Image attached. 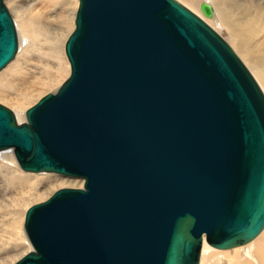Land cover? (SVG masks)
Listing matches in <instances>:
<instances>
[{
    "label": "water",
    "instance_id": "water-1",
    "mask_svg": "<svg viewBox=\"0 0 264 264\" xmlns=\"http://www.w3.org/2000/svg\"><path fill=\"white\" fill-rule=\"evenodd\" d=\"M16 49L0 0V69ZM63 50L25 122L0 104V149L84 183L25 210L14 264H197L261 231L264 95L214 29L177 0H78Z\"/></svg>",
    "mask_w": 264,
    "mask_h": 264
},
{
    "label": "bare ground",
    "instance_id": "bare-ground-1",
    "mask_svg": "<svg viewBox=\"0 0 264 264\" xmlns=\"http://www.w3.org/2000/svg\"><path fill=\"white\" fill-rule=\"evenodd\" d=\"M181 1L184 4H187L189 8H191L197 15L189 9L193 14L200 17L207 25L214 29L226 41L230 48L238 53L239 57L245 64L243 62L242 63L246 65L248 71L252 74V76L255 77L254 79L257 80L255 81L264 95V52L259 51L256 55V49H253L249 44V39L252 37V35L259 31L262 27L261 19L259 18L260 20H258V18L255 16L256 13L254 14V12L257 10L254 6L259 7L258 9L262 8L264 11V0ZM2 2L4 4V0H2ZM8 2L13 7L15 25L18 31V37L16 33L17 49L12 59L0 69V72L3 71L11 62H13L17 56L20 65L17 66L16 69H13V72L18 69L14 75L17 74L18 76V74L21 75L20 73L23 72L25 78L22 81H15L16 83L14 82V84L11 86L13 92L18 93L21 99L10 97L11 94L10 96L9 94L3 96L1 99L11 102L10 106L13 107L14 112H12L10 109L9 110L11 111L16 123H20L26 121L24 113L27 109V105L23 103V100L26 101L29 98H34L39 90L44 92L45 90L43 91V89H49L51 92L56 89L53 91V93H49L54 94L68 75L69 63H67L68 61H66L64 58L63 46L67 36L71 31L78 2L77 0H39V5H43L41 7L38 6L39 8L34 12L24 9L20 5L19 0H8ZM201 3H207L210 5L211 9L213 10L210 17H205L200 13L199 6ZM246 4L254 7V12L252 11L253 9L250 8L252 11V15L250 16H255V18H251L252 20L245 18V9L249 10V7L245 8ZM33 7L35 8V6ZM258 11L261 12L260 10ZM258 11L257 13H259ZM247 14H249V12ZM260 16H264V14H261ZM243 18L246 20L243 21ZM32 50L36 56H34L35 58L33 57L35 62L33 61V65L27 68L26 64L28 62L26 58L29 56H26ZM10 75L13 76L11 73ZM6 76L7 75H5L3 78H0L1 87L9 86V80ZM10 102L7 103L10 104ZM10 151H13L11 146L0 149V178H4V184L0 191V264H14L10 261L16 259L17 257L21 258L22 256L20 255L22 252L26 253L32 249L26 235H24L25 232L23 233L24 229L22 230L25 207L26 205L30 204L27 203V199L28 197L30 198V196L32 197V195L41 196L42 193H45L44 190H46L48 187L44 185L40 189H33L30 185H28L33 183V178L17 173V161L15 157H13L14 154L12 155ZM18 167L25 173L56 174L64 178L67 177L69 179H73L72 182H78L77 184H80V186L83 185L82 183H84V178L81 176L63 175L49 171H25L21 169L19 165ZM53 181L56 186H54L55 188H58L61 185V181L51 180L50 182ZM55 188H52L49 190V192L43 194V196H50V194L53 193L52 190ZM35 198L38 200V197ZM45 198L46 197H44V199ZM39 199L43 200L42 198ZM263 230L264 226L261 231L249 241L227 249L214 248L202 240L197 264H217V262H220L219 264H225L224 261H227V264H264ZM257 237L258 239L254 241ZM252 241H254L252 243L253 245L246 247L244 250V255L241 256V253L239 252L240 250L237 248L243 247ZM233 249L236 251L227 252V250ZM216 250H218V252ZM219 251L221 252L219 253ZM222 251H225L226 253H223ZM223 259L225 260L222 261Z\"/></svg>",
    "mask_w": 264,
    "mask_h": 264
},
{
    "label": "rangeland",
    "instance_id": "rangeland-1",
    "mask_svg": "<svg viewBox=\"0 0 264 264\" xmlns=\"http://www.w3.org/2000/svg\"><path fill=\"white\" fill-rule=\"evenodd\" d=\"M28 1V2H27ZM34 3H33V2ZM178 2H180L182 5H184L185 7H187L188 9H190L192 12H194L191 8H189V6L187 5V4H184L181 0H177ZM19 2H20V5L24 8V9H28V10H31L32 12H34V11H36V9H38L39 7H41L39 4H40V2H39V0H19ZM30 2V3H29ZM35 2H37V3H35ZM77 2H78V0H77ZM28 3V4H27ZM4 4H5V6H6V8L8 9V11H9V13H10V15H11V17H12V19H13V25H15V17H14V11H13V7H12V5L11 4H9V2H8V0H4ZM35 4V5H34ZM78 5V4H77ZM247 5V4H246ZM245 5V8L247 7H249V10L248 9H245V18L246 19H250V20H252L253 19V17L255 18V16L258 18V20H260L261 19V25H262V27H261V29L259 30V31H257V32H255L253 35H252V39L250 38L249 39V44L251 45V47L253 48V49H256L255 50V54L257 55V52H264V16H260L261 14H264V13H262V12H264L263 11V9L261 8V9H258L259 7H256V6H254L255 7V9H257L256 11L254 10V7H251L249 4V6L247 5L246 6ZM27 6H28V8H27ZM33 6H35V8L33 7ZM37 6V7H36ZM39 6V7H38ZM30 8H32V9H30ZM253 9L252 11L254 12V14H255V16H250V15H252L251 13H252V11H251V9ZM12 9V10H11ZM258 10H260L261 12H259ZM213 11V10H212ZM257 11L259 12V13H261V14H259V13H257ZM75 12H76V10H75ZM249 12V14H247ZM195 13V12H194ZM196 14V13H195ZM197 15V14H196ZM252 18V19H251ZM260 18V19H259ZM246 19H242L243 21L244 20H246ZM73 26H74V19H73V23H72V28H71V30L73 29ZM15 29H16V33H17V37H18V31H17V28H16V25H15V27H14ZM71 32V31H70ZM254 39V40H253ZM253 40V41H252ZM257 43V44H256ZM64 47V46H63ZM234 51V50H233ZM235 53H236V51H234ZM63 53H64V50H63ZM236 55L239 57V55H238V53H236ZM29 56V57H28ZM35 56V53H34V51L32 50L29 54H27V56L26 57H28V58H26L27 59V62L28 63H31V64H26L27 65V68L29 67V66H32L33 65V61L35 62V60H34V58L36 57H34ZM31 57V58H30ZM34 57V58H33ZM64 58H65V60L67 61V59H66V57H65V54H64ZM240 58V57H239ZM33 59V60H32ZM241 59V58H240ZM30 61V62H29ZM241 61L243 62V60L241 59ZM68 63V62H67ZM244 63V62H243ZM13 64V65H12ZM245 64V63H244ZM16 65V66H15ZM20 65V62H19V59H18V57L16 56L15 57V59L13 60V62H11L3 71H1L0 72V78H3L5 75H7L6 77H8V83H9V86L8 87H4V86H0V104L1 105H3V106H5V107H7L8 109H10L12 112H14L13 111V107L12 106H10L11 105V102L10 101H7V100H3V99H1L3 96H5V95H8L9 94V96H10V94H11V96L10 97H15V98H17V99H21L20 98V95L18 94V93H15V92H13V90H12V85L14 84V82L16 81V82H18L19 80L20 81H22V80H24V78H25V75H24V73L22 72V73H20L21 75H19L18 74V76H19V78H18V76H17V74H15L14 75V73H16L17 71H18V69L16 70V71H14L13 72V69H16L17 68V66H19ZM13 68H12V67ZM246 66V65H245ZM68 69H69V64H68ZM248 69V68H247ZM4 73H5V75H4ZM10 73L11 74H13V76L14 77H16V78H14L13 76H11L10 75ZM68 74H69V70H68ZM22 76V77H21ZM68 76V75H67ZM254 77V76H253ZM67 78V77H66ZM65 78V79H66ZM255 78V77H254ZM256 80V79H255ZM257 81V80H256ZM15 82V83H16ZM11 84V85H10ZM7 88V89H4V88ZM10 90H11V93H10ZM45 90V91H44ZM56 90V89H55ZM55 90H53V91H55ZM43 91L44 92H42V90H39V92L34 96V98L32 97V98H29L28 100H26V101H24L23 100V103H25V105H27L26 107L28 108L30 105H32L33 103H35L41 96H43V95H45V93L47 94V93H53V91L51 92V90H49V89H43ZM47 91V92H46ZM19 95V96H18ZM10 97H8V98H10ZM12 99V98H11ZM7 102H10V104L9 103H7ZM29 105V106H28ZM4 153H7V152H4ZM10 153H12V155H13V151H10ZM13 157H14V155H13ZM16 168H17V173L18 174H21V175H27V176H29V177H31V178H33V183H30V184H28V185H30L33 189H40V188H42L44 185H46V187H47V189L46 190H44L45 191V193L46 192H49V190H51L52 188H55L56 186H55V184H54V181L53 182H50L51 180H55V181H61L60 182V188L58 187V188H55V189H53L52 191L54 192L55 190H57V189H61V188H82V185L80 186V184L78 185L77 183H73L72 181H73V179H69V178H64V177H62V176H60V175H56V174H30V173H25V172H23L22 170H20L19 169V167H18V165H17V163H16ZM49 179V180H48ZM81 180V179H80ZM35 181H37V182H35ZM51 184H49V183ZM83 182V181H82ZM64 183V184H63ZM3 184H4V178L2 177V178H0V191H1V187H3ZM39 184V185H38ZM83 184V183H82ZM55 186V187H54ZM45 193H42L41 194V196L40 195H37V196H34V195H32V197L30 196V198H32V199H30L29 197H28V199H27V203L29 204V205H26V207H25V210L29 207V206H31V205H33V204H37V203H39V202H42V201H44V200H46L48 197H49V195H44L43 196V194H45ZM52 194V193H51ZM50 194V195H51ZM35 197H38V200H36L37 198H35ZM44 197H46L45 199H44ZM39 198H42L43 200H40ZM30 199V200H29ZM31 201V202H30ZM22 230H23V223H22ZM263 232H264V230H263ZM262 232V233H263ZM23 233H24V231H23ZM261 233V234H262ZM260 234V235H261ZM25 235V234H24ZM259 235V236H260ZM258 236V237H259ZM258 237L254 240V241H256L257 239H258ZM26 239V238H25ZM27 241V240H26ZM254 241H252L251 243H249V244H247V245H245V246H243V247H239V248H237L238 250H240L239 252L241 253V256H243L244 255V250H245V248L246 247H248V246H252L253 244V242ZM28 243V242H27ZM28 245H29V243H28ZM30 246V245H29ZM237 250V251H238ZM217 252H218V250H216ZM236 250H227V252H235ZM221 251H219V253H220ZM223 253H226L225 251H222ZM27 253V252H26ZM26 253H24V252H22L21 253V255L20 256H23V255H25ZM19 256V257H20ZM20 258H16V259H14V260H11L10 262H12V263H15L17 260H19ZM225 259H223L222 261H224ZM220 262H217V264H219ZM224 263L225 264H227L228 262L227 261H224ZM8 264H11V263H8Z\"/></svg>",
    "mask_w": 264,
    "mask_h": 264
}]
</instances>
